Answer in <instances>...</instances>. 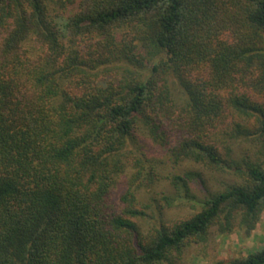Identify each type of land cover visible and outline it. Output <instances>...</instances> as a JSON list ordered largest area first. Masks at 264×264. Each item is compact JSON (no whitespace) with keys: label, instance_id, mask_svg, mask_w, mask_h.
Instances as JSON below:
<instances>
[{"label":"trees","instance_id":"trees-1","mask_svg":"<svg viewBox=\"0 0 264 264\" xmlns=\"http://www.w3.org/2000/svg\"><path fill=\"white\" fill-rule=\"evenodd\" d=\"M145 139L240 181L170 218ZM263 209L264 0H0V264H187Z\"/></svg>","mask_w":264,"mask_h":264},{"label":"rangeland","instance_id":"rangeland-1","mask_svg":"<svg viewBox=\"0 0 264 264\" xmlns=\"http://www.w3.org/2000/svg\"><path fill=\"white\" fill-rule=\"evenodd\" d=\"M143 142L145 145L144 150H146L149 157H152V159L158 162L157 171L162 177H164L162 184H160V186L156 189L157 194L155 192V195L152 197H157L156 199H162V196L169 198V203L166 200H163L162 202L159 200L156 205L162 203V205L167 207L170 211L166 212V215L170 218H175L177 215L181 216L182 214H186L190 211L192 212V205L196 203L195 200H202L208 192L217 191L218 189L223 188L225 184H232L240 181L238 177L230 175L218 176L217 174H211L199 167V169L204 173L202 176L203 182L200 183V180L198 181V179H186L188 192L185 196L188 200V206L175 209V201L178 197L177 194L179 193H177L176 187L170 186L167 178L173 175L184 176L186 171L197 170L198 168L191 164L174 165L169 160L168 150L166 147L148 139H145ZM242 144V141H235L232 142V147L240 149ZM254 158L255 157L252 156L251 159L254 160ZM123 190V186H120L116 191L114 196L115 203L119 201V197ZM148 199L149 198H146L144 202L150 204L151 201ZM172 205L175 206L174 209L171 208ZM146 212L148 215H152L150 210H146ZM262 246H264V209L261 211L259 220L249 236H247L244 231L239 230V228L233 229V231L228 234H218L216 230L213 229L210 240L206 245H192L187 249L185 262L187 264H214L219 260H229L232 258L247 256L252 251Z\"/></svg>","mask_w":264,"mask_h":264}]
</instances>
